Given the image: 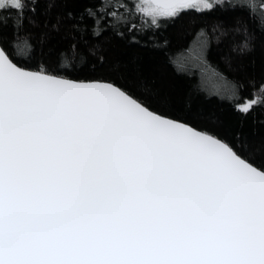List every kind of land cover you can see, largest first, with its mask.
<instances>
[{
    "label": "snow or ice",
    "instance_id": "1",
    "mask_svg": "<svg viewBox=\"0 0 264 264\" xmlns=\"http://www.w3.org/2000/svg\"><path fill=\"white\" fill-rule=\"evenodd\" d=\"M0 264H264V169L111 83L27 71L0 37Z\"/></svg>",
    "mask_w": 264,
    "mask_h": 264
},
{
    "label": "trees",
    "instance_id": "2",
    "mask_svg": "<svg viewBox=\"0 0 264 264\" xmlns=\"http://www.w3.org/2000/svg\"><path fill=\"white\" fill-rule=\"evenodd\" d=\"M23 3L22 12H0V37L15 62L111 81L264 169V0H219L159 19L138 0ZM245 101H255L247 113L237 109Z\"/></svg>",
    "mask_w": 264,
    "mask_h": 264
},
{
    "label": "water",
    "instance_id": "3",
    "mask_svg": "<svg viewBox=\"0 0 264 264\" xmlns=\"http://www.w3.org/2000/svg\"><path fill=\"white\" fill-rule=\"evenodd\" d=\"M151 1V0H150ZM188 1H190V0H187V2ZM7 52V51H6ZM8 53V52H7ZM10 56V55H9ZM10 58H11V56H10ZM13 62L14 63H17V62H15L14 60H13ZM17 65L19 66V67H22V68H24L25 70H27V71H32V72H40V70H35V69H31V68H27V67H24V66H21L20 64H18L17 63ZM45 72V71H44ZM46 74H49V75H53V76H57V77H60V78H64V79H68V80H73V81H78V82H92V81H99V82H105V83H111V84H113V85H115V86H117V87H119V88H121L123 91H125L126 93H128L129 95H131L133 98H135L132 94H130L129 92H127L125 89H123L122 87H120L119 85H117V84H115V83H113V82H111V81H107V80H79V79H74V78H70V77H66V76H62V75H57V74H53V73H49V72H45ZM135 99H137V98H135ZM138 100V99H137ZM138 101H140V100H138ZM141 102V101H140ZM143 103V102H142ZM144 104V103H143ZM144 106H146V107H148L147 105H145L144 104ZM149 108V107H148ZM149 110H151V111H153V112H155V113H157V114H159V115H161V116H164V117H166V118H168V119H172V120H175V121H178V122H180V123H183V124H186V125H188V126H190V127H193L194 129H196V130H198V131H202V132H207V131H204V130H202V129H199V128H197V127H195V126H193V125H191V124H189V123H187V122H185V121H182V120H179V119H175V118H172V117H170V116H166V115H163V114H161V113H159V112H156V111H154L153 109H151V108H149ZM207 133H209V134H212V133H210V132H207ZM212 135H214V134H212ZM214 136H216V135H214ZM217 138H219V139H221L222 141H225V140H223L222 138H220V137H218V136H216ZM225 142H227V141H225ZM228 143V142H227ZM229 144V143H228ZM243 157V156H242ZM250 162V161H249ZM252 163V162H251ZM254 166H256L255 164H254ZM258 167V166H257Z\"/></svg>",
    "mask_w": 264,
    "mask_h": 264
},
{
    "label": "rangeland",
    "instance_id": "4",
    "mask_svg": "<svg viewBox=\"0 0 264 264\" xmlns=\"http://www.w3.org/2000/svg\"><path fill=\"white\" fill-rule=\"evenodd\" d=\"M217 1L219 0H190L188 1V3L190 4V7L203 9V8H206L205 7L206 3L214 4ZM138 2H139L142 12H144L146 15H149L148 9L150 7L151 1L150 0H138ZM149 16L153 17L154 19L161 18L160 16H157V15H149Z\"/></svg>",
    "mask_w": 264,
    "mask_h": 264
}]
</instances>
